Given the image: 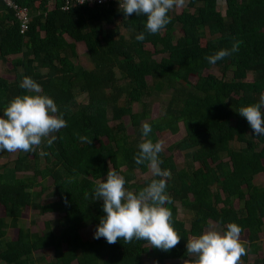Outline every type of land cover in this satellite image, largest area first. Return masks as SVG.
I'll return each mask as SVG.
<instances>
[{
	"label": "trees",
	"instance_id": "trees-1",
	"mask_svg": "<svg viewBox=\"0 0 264 264\" xmlns=\"http://www.w3.org/2000/svg\"><path fill=\"white\" fill-rule=\"evenodd\" d=\"M16 1L28 8L30 22L21 34L12 10L0 3V61L13 56L8 62L13 79L0 75V116L15 96L27 94L19 85L29 76L53 98L67 127L54 133L51 146L43 140L35 151H18L10 168L0 166V262L145 264L147 258L151 264H183L189 259L187 240L213 222L222 230L229 223L240 226L246 252L238 264H264L259 256L264 250L259 237L264 187L254 184L257 176L264 177V135H255L238 112L259 103L264 92V0H226L223 13L216 0H189L180 13L169 10L170 22L156 34L147 32L145 15L125 18L117 2L62 10L60 0L54 5L49 0ZM141 32L145 38L138 41ZM235 41L240 42L237 52L215 64L205 59L231 49ZM77 42L84 44L91 67L76 62ZM157 55L163 56L156 60ZM213 68L221 77L206 74ZM165 91L170 94L163 114L151 118L144 99ZM78 93L85 94L86 104H78ZM133 104L139 105L137 112ZM261 113L264 118V106ZM124 117L132 130L128 135ZM144 122L152 128L145 139L154 143L158 133L176 134L179 124L184 127V137L168 148L169 155L158 154L161 169L170 173L166 193L172 203L165 206L179 243L163 251L135 238L112 245L104 238L83 240L81 230H96L106 215L94 188L96 181L106 180L109 169L122 175L125 189L134 193L153 178L142 183L135 178L149 169L134 160ZM81 136L92 143L82 142ZM175 152L184 158L182 167L173 159ZM6 153L0 151V157ZM48 179L51 190L42 187ZM177 204L189 215L188 228L178 219ZM26 208L60 214L57 228L46 223L38 233L21 227ZM9 229H17V235L5 240ZM39 252L51 253L53 259L36 257ZM250 255L258 256L253 263Z\"/></svg>",
	"mask_w": 264,
	"mask_h": 264
},
{
	"label": "clouds",
	"instance_id": "clouds-1",
	"mask_svg": "<svg viewBox=\"0 0 264 264\" xmlns=\"http://www.w3.org/2000/svg\"><path fill=\"white\" fill-rule=\"evenodd\" d=\"M84 2L78 0L80 4ZM183 3L184 0H119V10L125 18L133 14L145 15L147 32L156 34L170 22L169 10ZM144 38L143 32L136 36L138 41ZM239 45L240 42L235 41L231 49H220L205 59L215 64L237 52ZM19 86L27 94L15 96L0 116V151L32 152L43 140L51 146L57 139L54 133L67 127L63 113L53 98L43 94L41 85L31 77L24 76ZM262 106L264 92L260 95L259 103L242 106L238 110L255 135H264ZM151 131L150 124L144 122L139 151L134 157L136 164L147 163L153 177L145 187L135 193L126 190L125 178L113 169L108 170L106 180L95 182L94 197L103 198V211L106 213L100 217V223L94 231L95 239L104 238L112 245L121 238L124 243H131L135 238L146 240L152 247L163 251H170L179 243L180 236L173 228L172 212L165 206L172 203L166 193L170 173L160 167L162 161L158 154L163 151L162 142L154 143L151 139H145ZM79 138L82 142L92 143L86 136ZM240 233L241 228L236 223H229L226 230L210 226L201 235L187 240L189 259L183 260V264H238L246 252L240 241Z\"/></svg>",
	"mask_w": 264,
	"mask_h": 264
},
{
	"label": "rangeland",
	"instance_id": "rangeland-1",
	"mask_svg": "<svg viewBox=\"0 0 264 264\" xmlns=\"http://www.w3.org/2000/svg\"><path fill=\"white\" fill-rule=\"evenodd\" d=\"M188 1L189 0H184V3L182 5H175L170 10V13H172V15L180 13L183 9H185L187 7ZM218 10L221 13H223L224 9L218 8ZM109 26L112 27L113 25H109ZM119 32L125 36H127V34H128L126 29L122 26H120ZM175 34L178 37L180 35V32H176ZM145 48L148 49L149 51L152 50L149 47V45H146ZM77 52H78V57L76 59V62H78L83 67H86V68L91 67V63H90L88 56L86 54V48H85L84 44H82L81 42H77ZM162 56L163 55H157V56H153V58L158 60ZM8 58L10 60L11 58H13V56H9ZM9 60H8V62H9ZM8 62L6 63L5 61L4 62L0 61V75L6 77L8 80H12L13 79V73L11 71L9 72L11 65H10V63L8 64ZM43 71H45V69ZM207 73L214 74L216 77H221V72L215 68L207 71L206 74ZM117 76L118 77L120 76L118 72H117ZM192 80L194 81L195 79L193 78ZM247 80L248 81L252 80L251 74H249L247 76ZM146 81L148 84H150L149 78H146ZM169 94H170V91L169 92L165 91L161 94H154L153 93V94H151V96L144 99V103L148 105L149 116H151V118H156V117L161 116L163 114V112L165 110L166 102L168 101V98H169ZM76 100H77L78 104H80V105H84L87 103V97L85 96V94H82V93L77 94ZM138 110H139V105L133 104L132 105V111L137 112ZM123 123L126 126L127 135L131 134L132 130L130 128L129 121H128L127 117L123 118ZM114 124H115V122H112V121L110 122V125H114ZM157 135H158V141L162 142V145H163L162 153L164 155H169L168 148L173 146V144L176 143L177 141L181 140L185 135V131H184L183 125L179 124L178 133L171 134L168 131H166L162 134L158 133ZM234 146L237 148V147H239V144L235 143ZM17 154H18V151H16V152H8L7 151L6 155H3L0 157V166L7 165V167L10 168L12 166V161L16 159ZM173 159L179 167L183 166L184 158H183L182 154L175 152L173 155ZM41 167H43V165H41ZM29 175H31V174H24V176H29ZM20 176H22V174H20ZM151 177H152V175H151L150 169H148V172L145 175H139V174L135 175L136 180L138 182H141V183L145 180L150 179ZM254 184L258 187H264V177L262 175L257 176L255 178ZM42 187H44L46 189L48 188L49 190H51L52 189L51 180L48 179L45 182H43ZM40 190H41V188H37L35 191L39 192ZM42 200H44V199H42ZM51 201H53V200H49L48 202H51ZM177 208H178V219L183 220L185 222L186 227L188 228L189 215L178 204H177ZM3 214H4L3 209L0 206V217H2ZM60 217H61V215L58 213H50V214H43L42 215V214H39V212L37 210L26 208L22 213V217L20 219L19 225L21 227L29 229L32 232L40 233L44 230L46 223H49L53 228L56 229L58 226V222H59ZM210 226L219 229L216 226V224L213 222H211ZM94 231H95V229L93 227H88V228L81 230L80 235H81L83 240L92 241L95 239L93 236ZM16 235H17V229H9V230H7L5 240L13 239L16 237ZM259 237H260V240L262 241L261 243H263V241H264V226L262 228V232L260 233ZM35 256L36 257L44 256V258H46L47 261H50L53 259V255L51 253H47V252L35 253ZM259 256H264V250H262L260 252ZM257 257L258 256L250 255L248 262L253 263V261ZM144 263L145 264H151V260L146 258L144 260ZM0 264H4V263L0 262Z\"/></svg>",
	"mask_w": 264,
	"mask_h": 264
},
{
	"label": "built area",
	"instance_id": "built-area-1",
	"mask_svg": "<svg viewBox=\"0 0 264 264\" xmlns=\"http://www.w3.org/2000/svg\"><path fill=\"white\" fill-rule=\"evenodd\" d=\"M55 1L56 0H49V2L52 3V5L55 4ZM60 2H61V9L68 10L71 7L85 5V4L87 6H93V5L107 4L108 2L119 3V0H85L83 4L78 3V0H60ZM0 3H2L6 8L12 10L13 15L18 22L19 32L21 34H24L28 30V26L30 22V14L28 8L26 6L20 5L16 0H0ZM216 6L218 8H222L225 10L226 0H216Z\"/></svg>",
	"mask_w": 264,
	"mask_h": 264
}]
</instances>
